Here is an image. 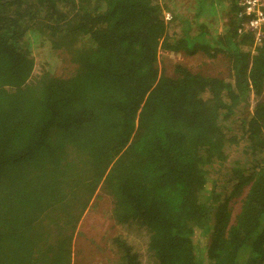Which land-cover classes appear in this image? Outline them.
Instances as JSON below:
<instances>
[{
  "label": "trees",
  "instance_id": "trees-1",
  "mask_svg": "<svg viewBox=\"0 0 264 264\" xmlns=\"http://www.w3.org/2000/svg\"><path fill=\"white\" fill-rule=\"evenodd\" d=\"M225 3L214 36L159 0H0V264H72L93 198L133 235L108 238L116 264H264V25L255 42ZM31 28L67 74L34 70Z\"/></svg>",
  "mask_w": 264,
  "mask_h": 264
},
{
  "label": "rangeland",
  "instance_id": "rangeland-1",
  "mask_svg": "<svg viewBox=\"0 0 264 264\" xmlns=\"http://www.w3.org/2000/svg\"><path fill=\"white\" fill-rule=\"evenodd\" d=\"M212 1L213 0H164L166 8H163V11H168L172 18L175 16L174 19L176 20L187 19L189 23H202L211 34L216 36L222 33L223 23L226 20L225 10L228 4L225 3L226 0L222 1L219 5H215ZM199 3H202V5H200V12L196 17L199 10ZM196 29L197 27L195 26L194 30ZM27 37L30 38V48L28 51L35 61V71L39 69V66L48 64V66H50L49 71L55 76L68 73L66 72L67 69L64 68V64L62 65V57L58 53L59 51H50L48 46L39 45L36 39L32 40L34 37L32 28L31 31H28ZM219 58L220 57L211 59L202 52H197L189 56L183 53L173 54L162 50L158 52L159 66H161L162 61H164L166 65L180 63L189 68L192 72L211 76L225 75V61ZM262 98H264V91ZM254 103L255 98L250 95L246 105L249 111H251ZM97 201L98 203H96L94 198L92 199L91 204L82 214L74 229L71 247L72 264H116V256L110 251L111 247L108 238L119 233L125 235L127 238L133 236L132 234L125 233L120 227L112 226L108 218L107 205L105 206L100 199ZM238 201L239 198L237 199V203ZM237 203L233 206V213H236L238 210L239 205H237ZM89 239H92L93 244L98 246L97 249L93 244L88 243ZM46 243L50 244L52 240L49 238L46 240ZM194 243L199 246L200 249L205 244V238L200 235V232H196ZM141 244L142 241L139 239L135 246L141 250ZM80 251L81 255L78 254Z\"/></svg>",
  "mask_w": 264,
  "mask_h": 264
},
{
  "label": "built area",
  "instance_id": "built-area-1",
  "mask_svg": "<svg viewBox=\"0 0 264 264\" xmlns=\"http://www.w3.org/2000/svg\"><path fill=\"white\" fill-rule=\"evenodd\" d=\"M160 3L164 0H159ZM239 12L237 19L239 28L243 31L254 33L255 42L260 40V30L264 25V0H239ZM164 21L168 22L172 16L168 11L162 12Z\"/></svg>",
  "mask_w": 264,
  "mask_h": 264
}]
</instances>
